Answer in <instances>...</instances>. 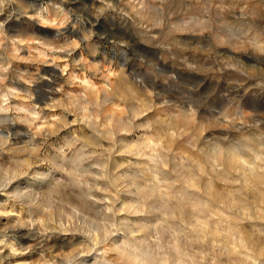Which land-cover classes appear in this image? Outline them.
Here are the masks:
<instances>
[{
	"label": "rangeland",
	"instance_id": "obj_1",
	"mask_svg": "<svg viewBox=\"0 0 264 264\" xmlns=\"http://www.w3.org/2000/svg\"><path fill=\"white\" fill-rule=\"evenodd\" d=\"M0 264H264V0H0Z\"/></svg>",
	"mask_w": 264,
	"mask_h": 264
}]
</instances>
